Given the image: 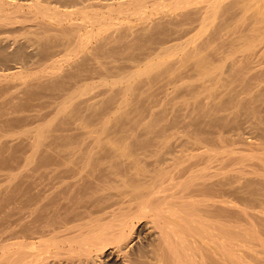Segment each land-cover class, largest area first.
<instances>
[{"label": "bare ground", "instance_id": "bare-ground-1", "mask_svg": "<svg viewBox=\"0 0 264 264\" xmlns=\"http://www.w3.org/2000/svg\"><path fill=\"white\" fill-rule=\"evenodd\" d=\"M189 117L219 132L157 125ZM229 128L264 142V0H0V264H264V152L211 168Z\"/></svg>", "mask_w": 264, "mask_h": 264}, {"label": "rangeland", "instance_id": "rangeland-1", "mask_svg": "<svg viewBox=\"0 0 264 264\" xmlns=\"http://www.w3.org/2000/svg\"><path fill=\"white\" fill-rule=\"evenodd\" d=\"M189 98H190V97H188V99H189ZM178 101L180 102L181 100H177V101H175V103H178ZM165 103H167V102L165 101ZM162 104H164V103L162 102ZM164 105H165V104H164ZM179 107H180V106H179ZM171 108H172V107H170V110H171V112H172V109H171ZM176 108H177V107H176ZM177 109H178V108H177ZM183 110H184V109H183ZM47 111H48V110H44V111H42V114H41V112H40V114H38V115H40V116H39V117L36 116L37 118L35 117V119H33V123H32L33 125H31V126H33L34 129H36V128L34 127V124H35V126L38 125V124L41 125V124H43V123H46L45 125H47V124H48L47 121H49V120H51L52 118H54V117H53V116H54V111H53V110H52V111L49 110V111H48L49 113H48ZM44 113H45V114H44ZM169 113H170V111H169ZM170 115H172V114H170ZM194 117H195V116H194ZM194 117H193V118H194ZM189 118H190V117H189ZM41 119H42V120H41ZM197 119H198V120H197ZM200 119H201V117H199V118L196 117L195 120H197V121H195L194 119H192V117L190 118V120H189L188 118H186V119H182V118H181V119H179L180 121H178V120H177V121H174L173 123H175V124H171V125L169 124L170 121H166V120H165V122H164V120H161L162 122H161L160 124H157V125H158V126H162V125L165 123L163 126H166V125H167L166 127H168V130L173 128V129L176 131V133H177V132L181 133V132H183V131H186V132H187L186 127H187L188 125H192V123H193V125H195V127H194L193 125H192V126H193L192 128H191V126L188 127V128L191 129V130H194V129L196 128L195 130H197V131L200 130V133H201V132H204L205 129L208 130V129L210 128V130L207 131V132H210V131L213 132V133H217V132H219V131H218V130H219L218 128H214L216 131H215L214 129L211 130L212 127H208L209 124H207V123H205V125H203L204 123H201V121H202L204 118H203L202 120H200ZM182 120H184V121H182ZM185 120H187L188 123H189L188 125L186 124V126H185V123H186L187 121L185 122ZM191 120L194 121L195 124H194V122H192ZM199 120H200V121H199ZM35 121H36L37 123H36ZM207 121H208L207 119H206V121H205V119H204L202 122H207ZM34 122H35V123H34ZM168 122H169V123H168ZM177 122H178V123H177ZM180 122H182V123L180 124ZM184 122H185V123H184ZM190 122H191V124H190ZM167 123H168L169 125H168ZM182 124H183L184 126H183ZM206 124H207V125H206ZM40 125H39V126H40ZM43 125H44V124H43ZM199 125H201V127H200V128H197ZM31 126H30V128H31ZM39 126H37V127H39ZM171 126H172V127H171ZM176 126H177V127H176ZM202 126H203V127H202ZM183 128H184L185 130H184ZM188 128H187V129H188ZM201 128H203V130H201ZM204 128H205V129H204ZM189 129H188V130H189ZM249 130H250V129H249ZM249 130H244V131L240 130V134L242 135V133H243L242 138L244 137V133H246V131L249 132ZM251 130H252V131L249 132V133H251V134H247V133H246L247 135L245 134V137H244V138H246V139H244V138H243V139H244V140H247V141H249V142H253V140L256 139V141H258V142H256V143H260V142H259L260 140H258V139H261V137H263V136H262L261 134H256V133H257V130H255V129H251ZM171 131H173V130H170V132H171ZM214 131H215V132H214ZM235 131H236V130H235V129H232V128H229V129H227L226 131H225V130L222 131L221 133L223 134V136L226 137V138H225L226 141L223 139V140H224V143H222V141H221V143H222V144H221L220 141H218V144H215V143L217 142V141H216V142L214 143L215 146H214V144H213L212 141H211V135H210V136H207V137L209 138V139H208L209 143H207V147H208V144H209L210 148H213V147L216 148L217 153H220V152H221V153H220L221 156H220V154H218V157H220V160H214V162H213L214 164L211 163V168H212V166H213L214 168H219V167H221V166L223 167L224 165H226V166L228 167L227 170H231L230 167H233L232 169H234V168L236 169V168H239V167H242V166H243V168H244V166H245L246 163H247V164H246L245 168H247V169H249L250 167L252 168V166H250V165H253V167H254V166H255V167H260V166H262V164H261V163L259 164V161H257L256 159L253 160V161H254V162H253L254 164H252V161H251L252 159H251V158H248V160L250 159L249 161H248V160H247V161H246V160H243V161H245V162H243L242 160H240L241 162H243V164H242L241 162L238 161L239 159H241L240 156H241V155L243 154V152L245 151V148L248 150V148L251 149V147H249V146L245 147L244 144H242L240 141H238V140H234V139H235V137H233V136L235 135L234 133L237 134V132H235ZM254 131H256V133H255ZM186 132H183V134L186 133ZM198 132H199V131H198ZM211 132H210V133H211ZM241 132H242V133H241ZM179 133H177V137H181L182 134H179ZM226 133H227V134H226ZM253 133H255L254 135H255L256 138L254 137V135L252 136ZM207 135H209V134L207 133ZM227 135H228V136H227ZM182 136H183V135H182ZM249 136H250V137H249ZM177 137H175V138L178 139V140H177L178 142L180 141L179 139L182 138V139H181V142L178 143V145L181 144L182 141L184 142V141L186 140V139L184 140L185 137H181V138H177ZM227 137H228V138H227ZM231 137H232L233 139H232ZM252 137H253V138H252ZM214 138H216V137H214ZM229 138H230V139H229ZM251 138H252L253 140H252ZM174 141H176V140H174ZM177 141L174 142V143L176 144ZM210 141H211L212 145L210 144ZM237 141H238V142H237ZM261 141L263 142L264 140H261ZM185 142H186V141H185ZM245 142H246V141H245ZM254 142H255V140H254ZM219 143H220V144H219ZM263 143H264V142H263ZM263 143H262V144H263ZM175 144H174V145H175ZM238 144H240V145H238ZM241 144H242V146H241ZM262 144H261V146H262ZM190 145H191V144H190ZM218 145H219L220 147H219ZM237 145H238V146H237ZM263 145H264V144H263ZM187 146H188V144H187ZM216 146H217V147H216ZM239 146H240V147H239ZM243 146H244V148H243ZM261 146H259V145H257V146L254 145V147H252L253 149H251V150L249 149L250 152H249V150H248V151L246 150V152H244V154H251L252 151H253V152H255V153H254V154H251V155H254V157H258V156L260 157V156L262 155L261 152H264V149H263L264 146H263L262 148H261ZM189 147H190V146H189ZM189 147H186V146H185L184 149L187 151V150H188L187 148H189ZM190 148H192V146H191ZM190 148H189V149H190ZM235 148H236V149H235ZM240 148H242L243 150L240 151V150H241ZM197 149H198V147H196V149L193 147L192 149H190V150L187 151V152H193V153H194V152H196V153H200V152H202V151H200L201 148H200V150H199L200 152H198ZM226 149H227L228 151H230V150L232 151V150H233L234 154H232V153H228V154H226L227 152L224 153L223 150H226ZM261 149H263V150L261 151ZM179 150H181V149L179 148ZM239 152H240V153H239ZM247 152H248V153H247ZM194 154H195V153H194ZM239 154H241V155H239ZM263 154H264V153H263ZM178 155H179V153H178ZM222 155H223V156H222ZM181 156H182V155H181ZM226 156H229V157H231V158H232V156H233V159L230 158L231 160L229 159V157H227V158L229 159V161H231V162L228 163V160H227ZM182 157H184V155H183ZM182 157H181V158H182ZM221 157H223V158H221ZM234 157H235V158H234ZM238 157H239V159H238ZM169 158L171 159V157H168V158H167L168 160L166 161V164H165V165L167 166V168L169 169V171H168V173H167V175H166V176H167L166 179H170L171 176L174 174V175L172 176V178H173L174 176H175L174 178H178L176 181L185 180V177L188 176V174H187V176H186V173H184V175H183V179H180V177H181L182 174H183V172H182V169H183V168H184L183 171L186 170L185 172H187L186 167H187V168L190 167V168L188 169V172H189V170H191V169H193V168H194V170H197V169L201 168V167L204 165V164L202 165V160H204L203 158H202V160H200L201 158L198 159L199 161H197V162H199V164H196V161H194V160H196V158L193 159V161H192V159H189V161H188L187 157H186V158H182V161H183L184 163L181 162V160H180L181 165H177V166L174 165V163H172L171 160L169 161ZM218 159H219V158H218ZM221 159H223V161L226 162V163L221 164V163H220V162L222 161ZM186 160H187V161H186ZM225 160H227V161H225ZM235 160H236V161H235ZM167 162H169V163H168L169 165L167 164ZM233 162H234V163H233ZM235 162H236V163H235ZM248 162H249V163H248ZM250 162H251V163H250ZM185 163H186V164H185ZM192 163H194V164H193L194 166L192 165ZM203 163H205V161H203ZM238 163H239V164H238ZM216 164H217V165H216ZM220 164H221V166H220ZM233 164H234V165H233ZM240 164H242V165H240ZM248 164H250V165L248 166ZM255 164H256V165H255ZM257 164H259V165H257ZM199 165H200V166H199ZM201 165H202V166H201ZM184 166H185V167H184ZM235 166H237V167H235ZM248 167H249V168H248ZM263 167H264V166H263ZM180 168H181V169H180ZM195 168H196V169H195ZM229 168H230V169H229ZM20 170H21V169H19V170H17V171H20ZM212 170H215V169H212ZM177 171H178V172H177ZM179 171L182 172V173H179ZM172 173H173V174H172ZM178 175H179L180 177H179ZM177 176H178V177H177ZM184 176H185V177H184ZM2 178H4V177H2ZM2 178H1V179H2ZM2 180H3V179H2ZM169 182H170V181H169ZM170 187H172V185H170ZM226 198H227V197H226ZM235 202H236V201H235ZM239 202H240V201H239ZM239 202H238V203H239ZM236 203H237V202H236ZM238 203L235 204L236 207H237V208L239 207V209L242 208V207H243V206H242L243 204L241 205V203H239V204H238ZM220 206H221V204H220ZM230 207H231V206H230ZM230 207L228 206V207H225V208H230ZM233 208H234L233 210H232V207H231L229 210H230L231 212H235L234 214L232 213V215H233L234 218H235V216H236L235 214H237V213L240 212V211H238V209H236L234 206H233ZM234 210H237V211H234ZM237 216H239V218H238ZM237 216H236V218L239 219V220H237V219L235 220V219L233 218L234 220H233V219H231V220H233L234 222H230V224L232 223V224H234V225H235V224H238V225H239V224H242V225H243L244 222L246 223V221H245V217L243 216V214H242V215L237 214ZM240 217H241L242 219H241ZM243 218H244V220H243ZM226 219H227V218H226ZM240 220H241V221H240ZM242 220H243L244 222H242ZM236 221H237V222H236ZM238 222H239V223H238ZM244 225H245V224H244ZM253 242H254V241H253ZM252 244H253V245H256V242H254V243H252ZM257 249H260V248L257 247Z\"/></svg>", "mask_w": 264, "mask_h": 264}]
</instances>
